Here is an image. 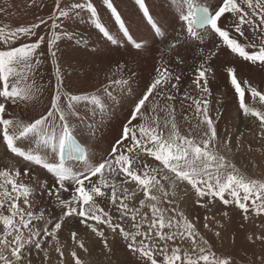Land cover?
I'll return each instance as SVG.
<instances>
[{
	"label": "snow or ice",
	"instance_id": "1",
	"mask_svg": "<svg viewBox=\"0 0 264 264\" xmlns=\"http://www.w3.org/2000/svg\"><path fill=\"white\" fill-rule=\"evenodd\" d=\"M134 3L152 42L161 45L155 74L143 89L133 87L137 73L123 59L101 70L102 81L98 71L92 89L72 91L64 84L59 42L90 47L77 25L91 26L105 43L134 57L150 49L148 38L131 31L116 0H52L46 18L0 23V264H33V254L42 255L40 264H52L53 252L57 264H88L79 252H90L89 237L109 255L122 241L132 264H237L231 254H218L179 209V191L192 193L194 204L206 209L203 227L217 238L226 226L213 212L217 200L238 209L246 222L264 216V180L243 174L228 155L243 147V133L233 145L231 134L218 132L219 109L211 114L214 59L232 55L264 69V0H168L180 21L175 36L154 18L147 0ZM11 7H0V14L9 15ZM41 26L46 35L38 33ZM97 52L92 47L91 54ZM48 60L55 84L46 86L37 76ZM226 74L239 109L259 122L264 141V108L245 102L247 92L264 106V89L234 66ZM125 105L129 111L110 151L96 160L89 141ZM138 193L143 198L137 206ZM222 217L229 218L228 211ZM256 228L246 240L264 248V223ZM62 231L69 233L63 244ZM257 260L264 264V252L244 264Z\"/></svg>",
	"mask_w": 264,
	"mask_h": 264
},
{
	"label": "rangeland",
	"instance_id": "2",
	"mask_svg": "<svg viewBox=\"0 0 264 264\" xmlns=\"http://www.w3.org/2000/svg\"><path fill=\"white\" fill-rule=\"evenodd\" d=\"M31 0H0V7H6L8 4H11L12 7L9 9V15L0 14V23H11L13 26L19 25H28L36 21V17L46 18L50 13L52 8V0H36L35 6L29 7ZM45 4L47 6L42 7L41 5ZM120 10V9H119ZM173 13V12H172ZM81 26L84 27V31L91 30L92 27L89 25L80 24L76 26V29H80ZM91 28V29H90ZM95 30V29H94ZM48 28L41 26L38 29L40 35H46L48 33ZM77 32L79 30H76ZM79 34V33H78ZM95 37L97 31L93 34ZM24 40H21L19 43H24ZM95 41L88 49L96 47ZM104 42V41H103ZM99 44V43H98ZM107 44V43H106ZM109 45V44H108ZM71 48H77L72 42L61 41L59 42V64L61 67V72L64 79L65 86L70 90H75L78 85H84L86 87L96 84V74L98 71L101 72V81L103 80L102 69L106 68L110 61L118 60H127L129 66L135 69L137 73L136 82L140 85L142 89L147 82L151 80V76L154 73V65L157 63L158 58L156 57V48L149 49L148 51H143L139 56L134 57L133 55H124V56H115L116 53L109 51V49H103L102 46L100 51L96 54H91V52L84 54L81 53H70ZM42 49L47 52V45H42ZM96 49V48H95ZM124 53V52H123ZM80 54V55H79ZM88 55V56H87ZM233 59V58H232ZM219 62H222L218 68L215 67V77L211 82V91H212V116L216 117V109H219V118L217 121L218 132L222 137H227L231 134V139L233 145L236 143V137L243 133V147L239 150L234 148L233 153L228 154L234 163L237 164V167L240 171L253 179L264 180V141L260 138V128L259 122L255 120L254 117H245L237 105V96L234 89L230 85L227 74L226 67L229 66L230 60L223 56L218 59ZM215 64V59H214ZM236 66V65H235ZM254 70L250 73H245L241 75L245 79H249L254 85L258 88L264 89V69H261L257 66L248 64ZM50 67V68H49ZM141 69H145L144 72H141ZM54 65L51 60L46 61L42 64L39 73H42V76L38 74V82L48 85L49 81L51 84H55L54 76ZM87 74V75H86ZM245 75V76H244ZM88 82V84H87ZM92 82V83H91ZM185 83V82H184ZM90 84V85H89ZM187 83H185L186 85ZM227 88L225 89L224 86ZM72 86V89L70 88ZM243 86V85H242ZM47 93L44 96V100H47ZM219 100L218 104L216 101ZM246 104L254 107H261L258 102L253 101L250 95L246 92L245 95ZM18 113L20 110H17ZM29 114H33L30 111L26 112L24 115L27 117ZM111 139L109 138L107 144H109ZM249 147L251 151H249ZM98 154L100 152H97ZM179 197H183L179 199ZM138 198V199H137ZM143 198L142 193H138L136 197V205L138 206L139 199ZM194 195L189 193V195L184 196L182 189L178 193V203L179 209L184 211L185 215L188 216L199 228L202 235L209 240L210 243L214 245L215 251L220 253L231 254L236 260L237 264H244L245 261L251 259H257V257L264 252L259 243L255 246L249 245L246 240V236L250 231H256V225L264 223V216L256 218L255 223H249L243 220L242 214L234 206H228L225 208L218 200L213 206V212H215L217 219H220L225 223V228L222 230V235L220 238H217L214 235V231H208L203 227L204 216L207 213L206 209L200 208L194 204ZM167 207V205H162ZM144 211H147L145 209ZM228 211L229 218L222 217V212ZM243 225V227H241ZM213 229L216 228L215 224L211 225ZM81 232L88 231L83 226H80ZM59 239L63 244L66 237H69L67 231H62L59 234ZM233 237H235V243H233ZM109 241L111 242V234L109 233ZM92 241L89 246L90 252L88 254L83 251L79 252V255L88 261V264H132L134 257L127 252L122 241H116L113 252L109 255L106 251L101 250V243L98 244L93 242L92 237H89ZM98 240V238L96 239ZM186 247L187 245H182ZM100 247V249H98ZM36 258L33 254V264H40V260ZM52 264H57V256L55 252L52 253ZM257 264H259L257 260Z\"/></svg>",
	"mask_w": 264,
	"mask_h": 264
},
{
	"label": "bare ground",
	"instance_id": "3",
	"mask_svg": "<svg viewBox=\"0 0 264 264\" xmlns=\"http://www.w3.org/2000/svg\"><path fill=\"white\" fill-rule=\"evenodd\" d=\"M133 2H134V0H133ZM147 2L151 3V7H152L153 11L156 14H158L162 20H168L171 18L173 19L175 17V15L172 13V10H170L168 0H147ZM116 3L119 6L120 11L124 14L128 24H130L134 34H136L140 37H146V38H148V41H152L151 40L152 34L150 32V29H148V27L146 26L144 21L141 20L142 16H141L140 12L138 11V9L136 8V6L131 2V0H116ZM171 15H173V16H171ZM104 20L106 22L109 20V14H107L106 12L104 14ZM108 26L110 28H112L111 23H109ZM84 27H86V26H84ZM84 27L81 26L80 29H76V30H79L77 33H79L83 37H86L89 40V45H92L95 41H97L96 45H98L99 47L102 46L103 49H109V51H113L114 53H116L114 55V57L115 56H124V55L130 56V54L128 52L123 53V51H121L122 49L117 48L115 46H111L110 44L108 45L105 43L104 40H103L104 42L100 41V39L98 38V32H97L96 37L93 35L95 33V30L93 28L92 29L90 28L91 30L84 31ZM88 27H91V26H88ZM114 30L115 29H113V31ZM77 52L85 55V52L89 54V52H91V49H78V51L76 48L70 49V53H77ZM140 54H142V52ZM228 60H230L229 66H234L238 70L240 75H243L245 73H250L254 70L253 68L248 66V64H249L248 62H244L243 60L232 59V55L229 56ZM220 64H222V62H219L218 59H215V64H214L215 67L218 68L220 66ZM133 70H135V69H133ZM144 71H145V69H141V72H144ZM87 84H88V82H87ZM96 84H94L92 86L89 84L90 86H88V87H86L85 84L84 85L81 84V85H78V87L72 91L92 89L96 86ZM224 87L226 89L227 84ZM70 88L72 89V86H70ZM29 115H32V114H29ZM110 139L112 140L114 138L110 137ZM0 156H3V149H0ZM8 156H9V154H8ZM3 163L7 164L8 159L5 158L3 160ZM93 242H95V243L98 242V244H100L99 240H96V239L93 240ZM100 247H101V250H99V253L102 252L103 245L101 244ZM100 247L98 249H100Z\"/></svg>",
	"mask_w": 264,
	"mask_h": 264
}]
</instances>
